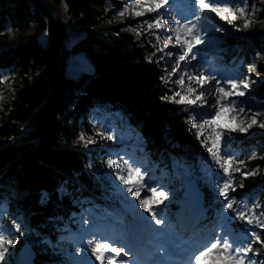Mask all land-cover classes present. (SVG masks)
<instances>
[{"label": "trees", "instance_id": "1", "mask_svg": "<svg viewBox=\"0 0 264 264\" xmlns=\"http://www.w3.org/2000/svg\"><path fill=\"white\" fill-rule=\"evenodd\" d=\"M61 1L71 18L70 28L86 32V37L71 48L65 26L53 19L41 0H0V32L6 26L23 33L33 28L32 34L15 44L0 39V74L18 77L14 97L0 110V202L8 201L10 212L28 223V231L19 235L15 248L29 244L33 264L61 263L56 254L61 230L86 202L91 206L90 201H97L106 192L105 184H97L87 173L89 162L96 172L107 171L105 153L71 147L77 125L90 131L87 118L93 111L110 115L114 122L120 118L126 127L134 129L142 140V159L154 162L169 177L171 162L177 158L194 167L203 159L201 153L206 156L195 130L189 131L187 112L162 99L168 92L162 64L155 62L157 53L152 55L155 50L116 29L93 32L107 15L106 2L113 7L121 2ZM42 36L45 44L40 41ZM226 44L225 63H240L242 73L254 64L257 47L249 48L233 36ZM260 44L264 45V40ZM77 53L85 55L91 69L71 77L67 75L68 59ZM252 93L264 111V76ZM242 106L246 111L251 108ZM259 142H234L232 148L238 152L237 159L245 161V167L260 172L263 162L246 160L252 147L261 151L264 136ZM259 177L257 173L243 181V187L234 194L237 200L245 193L264 194V178ZM65 181L69 191L73 186L77 189L74 197H61L57 191ZM199 187L207 206L211 196ZM42 192L51 194L46 204L40 202ZM177 208L171 205L164 214L171 219ZM5 223L10 224V220Z\"/></svg>", "mask_w": 264, "mask_h": 264}, {"label": "snow or ice", "instance_id": "2", "mask_svg": "<svg viewBox=\"0 0 264 264\" xmlns=\"http://www.w3.org/2000/svg\"><path fill=\"white\" fill-rule=\"evenodd\" d=\"M173 11L169 0H125L115 15L121 23L126 14L133 19L147 16L136 27L122 30L137 38L145 34L154 36L152 55L160 52L163 54L160 59L174 57L167 75L176 77L171 82L180 90L162 99L182 105L191 113L189 131L195 130L200 146L207 153L206 157L200 155L206 162L211 161L209 170L212 164L218 169L213 170L214 203L205 206L199 187L201 179L211 183L206 174L197 175L194 168L180 164L178 158L175 166L181 177L180 194L173 189L169 201V190L150 182L151 167L138 163L127 152L122 155L101 147L99 151L107 156L103 160L107 171L89 175L97 176L105 184L106 193L117 194L110 199L119 200L123 210L119 216L111 215L106 210L111 203L84 210L74 237L76 248L69 256L70 264H262L264 261V202L252 197L244 201L240 197L241 204L237 205V197L231 195L237 187H243L245 179L256 175V169H247L245 161L237 159L232 148L233 134L252 135L249 130L253 126L264 129V120L258 119L264 113L251 108L246 111L237 103L236 98L244 97L249 89V78L235 72L228 74L214 60H208L206 52L218 42L215 34L225 31L223 25L213 23L216 18L236 31H246L259 22L258 7L255 4L250 7L247 0H184L183 11L172 14ZM235 21H241L242 26ZM8 34L12 35L11 28ZM256 71L255 64L248 67L249 73ZM9 80L8 75L0 74V85ZM3 98L0 93V100ZM94 136L86 138L81 132L76 142L89 147L114 139L110 128H97ZM256 157L257 152L252 150L246 160ZM93 166L92 162L87 164L89 169ZM68 183L65 181L57 188L61 197H74L77 189L73 186L69 191ZM50 195L42 192L40 202L46 204ZM165 201H169L166 208L178 205L171 219L163 214L161 205ZM8 207L6 201L0 203V220L5 213L12 217L10 224L0 223V264H11L19 235L29 229L28 223L9 212ZM257 209H261L258 214ZM21 264L33 261L25 259Z\"/></svg>", "mask_w": 264, "mask_h": 264}, {"label": "rangeland", "instance_id": "3", "mask_svg": "<svg viewBox=\"0 0 264 264\" xmlns=\"http://www.w3.org/2000/svg\"><path fill=\"white\" fill-rule=\"evenodd\" d=\"M51 11L53 19L60 21L66 28L68 41L67 45L69 48L71 46L86 37V32H77L70 28L71 18L66 12V8L61 0H41ZM120 1L121 5L118 7H113L110 2H106L107 5L105 6V12L106 17L98 21L96 26L93 29L94 33H99L105 30L110 29H116L120 33H126L129 36H131L134 40H137L139 42L145 43L149 48L154 49L152 47V44H155V38L154 36H149L147 34L142 35L141 37L137 38L133 33L128 31H123L122 29L132 26L136 27L138 23H140L141 20L147 19L148 17L143 18H131L129 14H126L123 23L120 22V18L116 17V12L122 8L123 3L125 0H115ZM170 4H173L174 11L172 14H176V12L180 11V8L176 0H169ZM251 7L253 4L257 5L258 7V14L256 17V20L259 21L257 23H254L252 27H250L246 31H236L231 25L226 24L223 21H219L218 18H216L213 23H218L223 25L225 28V31L223 33H216L215 36L219 38L218 42L211 46L209 49L206 50L207 52V59L208 60H214L222 70L226 71L228 74L236 73L240 74L242 76H247L249 78V89L246 91V94L244 97L236 98L237 103L243 107V104H248L251 108L254 110L252 111H260L261 113H264L262 109L259 108V105L261 104V101L257 100L253 96V89L257 84H259L260 80L264 76V59H261V57H264V45L260 44L261 40H264V0H257L251 3H248ZM107 9V11H106ZM214 15V14H213ZM111 21V22H110ZM235 23L238 26H242L241 21H235ZM33 27V26H32ZM11 28L12 35L8 34V29ZM3 33V35H0V39H5L9 43H17L24 38H26L28 35L33 33V28L28 30L26 33H23L19 31L16 28H12L10 26H6L5 29L0 32ZM229 36H233L234 38L240 40L242 43L249 46V48H255L257 47L259 50L256 53L255 62L257 71L255 73H249L248 68H244L245 72H241V65L240 63L233 66L234 62L230 61L228 64L224 62L223 60V53L226 52V42L227 38ZM40 41L42 44H45V37H40ZM158 47L162 46V44L157 45ZM200 47H203L201 45ZM155 50V49H154ZM167 51V49H165ZM163 54L160 52H157L158 60H160V63L162 64V79L166 86V90L168 92L167 97H171L173 95L174 91H178L179 86L175 85L171 81L175 80L176 77H169L167 73L171 70V65L174 62V57H164L163 59H160V57ZM193 63H196L193 61ZM91 69V65L87 61L85 55L83 53H77L74 55H71L68 59V65H67V75L73 77L75 74L80 73L82 71H88ZM191 70V69H189ZM8 75L10 77V80L5 82V84L0 85V93H3V99L0 100V110L5 106L8 105L11 99L14 97L17 86H18V77L15 74H4ZM165 81H169L168 83H165ZM165 101L170 102L169 99H165ZM242 102V103H241ZM174 104V103H172ZM177 105V104H175ZM183 109L184 112H187L189 116H191V113L189 111H186L184 109V106L177 105ZM117 117V116H115ZM88 123L90 126V131L86 132L81 125H77V131L75 133L74 140L72 141L71 147L79 148V149H85L92 153H99L102 151H99L101 147L104 149H108L109 151H119L123 155L125 152H127L129 155L132 156L134 160H136L138 163H142L145 165V167H151V172L149 174L150 176V182L154 183L156 187L160 188L161 186H165L169 190V201L172 200V190L174 189L177 194H180V188H181V177L177 174L175 161L171 162V176L169 177L168 174L165 172L164 169H159L157 165L154 162H150L147 160L142 159V155L140 154V151L142 150V140L138 133L129 127H126L125 123H121L120 118H117L118 121L114 122L113 118H111L110 115L104 114L99 111H93L88 116ZM259 120H264V114H262L260 117H258ZM224 122V121H222ZM121 125V126H120ZM97 128H110L112 131V134L114 136V139L112 141H102L98 143L97 145H92L89 147H84L82 144L77 143V137L81 132H83L86 136V138H96L94 136V131ZM252 135L244 134L241 136V134H233L234 142H244L247 140H251L254 144H259V140L261 136H264V129H258L255 126H253V129L249 130ZM98 139V138H97ZM123 141V142H121ZM252 150H257L252 147ZM238 153V152H237ZM207 156V153H206ZM205 156V157H206ZM107 158V156H106ZM249 161H260L264 163V146L261 148V151L257 152V157L255 159L249 160ZM180 163V162H179ZM184 164V163H180ZM211 164V161H205L204 159L198 160V162L194 165V168L197 172V175H205L206 179L211 181V183H207L205 179H201L199 181V185L201 188L206 189L207 193L211 196V203H214L213 200V189L212 185L215 183V179L213 177V170H217V166L212 164L211 169L209 170L208 165ZM262 170L259 172L256 170V175L259 173V178H264V166H262ZM248 169V167H246ZM251 168V167H250ZM203 170V171H201ZM87 173H97L94 169H87ZM238 175V174H237ZM255 175V176H256ZM91 178L94 179V181L97 184H101L95 175H89ZM253 177V176H250ZM240 188V187H239ZM238 189V187L236 188ZM241 189V188H240ZM236 192V191H235ZM234 193H231V195L234 196ZM117 194L114 192H103L99 195L97 198V201H90L91 206H88L89 201L86 202V206L80 209V212L74 216H72L71 221L69 225H66L62 229V233L60 234L58 238V250L56 254L59 255L61 259L60 264H70L69 256L71 253L75 251L76 244L74 243V237L77 235L79 231V219L81 214L84 213V210H91L94 206L96 208H102L105 206L106 203H111V208L106 209L109 211L111 215L119 216L123 210V205L119 202V200H116L115 202H112L110 199L113 196H116ZM106 196L109 199H106ZM244 201H248L249 197H252L257 202H264V194L260 195L258 193H245L242 195ZM169 201H165L164 205H161V208L165 209V205H169ZM5 201H2L0 203H3ZM8 204V201H6ZM236 204L240 205L241 200H236ZM176 205V204H172ZM9 206V204H8ZM178 207V205H176ZM249 207H251V204L249 203ZM8 211L10 212V208L8 207ZM142 211V210H141ZM261 211V209H257V214ZM13 213V212H11ZM165 213V211H164ZM163 213V214H164ZM15 214V213H13ZM214 214V213H213ZM16 215V214H15ZM147 215V214H144ZM165 215V214H164ZM20 216V215H18ZM166 216V215H165ZM21 217V216H20ZM149 219H151L149 217ZM10 220V223L12 222V217L8 215V213H5L3 220H0V223H5V221ZM259 231V230H258ZM21 240H23V236H20ZM86 244V241H85ZM23 246H27V244H24ZM83 255V253H81ZM14 257V256H13ZM12 257V259H13ZM76 259H79V257H75ZM7 259V257H6ZM260 259V258H257ZM13 264H15L14 259L12 260ZM59 264V263H57ZM203 264H206V262H203ZM262 264H264V261H262Z\"/></svg>", "mask_w": 264, "mask_h": 264}, {"label": "water", "instance_id": "4", "mask_svg": "<svg viewBox=\"0 0 264 264\" xmlns=\"http://www.w3.org/2000/svg\"><path fill=\"white\" fill-rule=\"evenodd\" d=\"M201 194L203 196L202 192H201ZM25 259H31L32 261L34 259V252H33L30 245L21 246L17 250L16 255L14 257L16 264H21V262L24 261Z\"/></svg>", "mask_w": 264, "mask_h": 264}]
</instances>
